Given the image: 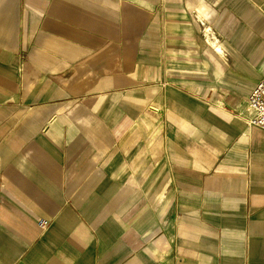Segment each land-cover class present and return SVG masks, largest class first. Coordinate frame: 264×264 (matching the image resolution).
Segmentation results:
<instances>
[{
	"label": "crops",
	"instance_id": "obj_1",
	"mask_svg": "<svg viewBox=\"0 0 264 264\" xmlns=\"http://www.w3.org/2000/svg\"><path fill=\"white\" fill-rule=\"evenodd\" d=\"M261 78L264 0H0V264H264Z\"/></svg>",
	"mask_w": 264,
	"mask_h": 264
},
{
	"label": "built area",
	"instance_id": "obj_2",
	"mask_svg": "<svg viewBox=\"0 0 264 264\" xmlns=\"http://www.w3.org/2000/svg\"><path fill=\"white\" fill-rule=\"evenodd\" d=\"M248 124L264 129V78L254 83L248 94ZM42 226L47 225V221L40 220Z\"/></svg>",
	"mask_w": 264,
	"mask_h": 264
},
{
	"label": "bare ground",
	"instance_id": "obj_3",
	"mask_svg": "<svg viewBox=\"0 0 264 264\" xmlns=\"http://www.w3.org/2000/svg\"><path fill=\"white\" fill-rule=\"evenodd\" d=\"M199 15V14H198ZM204 16V15H203ZM201 19V18H200ZM212 29H210V31H211ZM212 33V32H211ZM213 34V33H212ZM214 37H216V36H214ZM210 39V38H209ZM210 43V42H209ZM213 45V44H212Z\"/></svg>",
	"mask_w": 264,
	"mask_h": 264
}]
</instances>
